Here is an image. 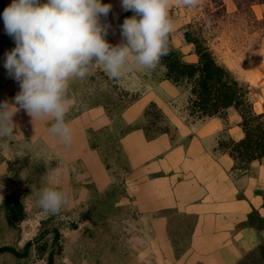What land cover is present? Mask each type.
<instances>
[{
    "label": "rangeland",
    "instance_id": "rangeland-1",
    "mask_svg": "<svg viewBox=\"0 0 264 264\" xmlns=\"http://www.w3.org/2000/svg\"><path fill=\"white\" fill-rule=\"evenodd\" d=\"M224 3L223 7L217 6L215 0H199L194 9L170 8L175 24L174 43L182 48L188 60H194L191 55L193 45L185 43L181 27L191 22L202 24L217 58L234 71L242 86L251 91L257 110L264 113V4H254L250 12L240 9L233 0H224ZM14 47V39L1 29L0 105L6 101L19 110L12 117L15 125L13 135L0 140V245H12L22 250L28 241L34 243L26 257L0 252V264H48L49 254L55 246L54 227L60 230L61 238L54 248L53 264H159L156 243L149 257H144L152 235L148 229L149 220L146 215L138 213L132 203L124 202L126 189L123 175L128 171L117 142L126 128L119 120V113L136 95L158 89L159 95L169 98L187 119L194 121L196 117L187 108L188 90L173 83V86H163V67L160 65L151 72L142 70L141 75L135 77V70L125 71L119 80L111 79L102 65H96L91 76L71 83L70 90L78 99L77 108L72 113L104 103L110 116L115 118L112 127L96 132L92 127L88 130L103 143V156L108 162L115 163L111 172L120 177L113 183L115 191L112 195L102 191H96L94 195L90 191L80 202L72 194L82 184L78 182L79 176L89 179L88 171L79 173L78 165L62 167L60 149L53 138H48L45 130L48 123L39 120L41 126L35 125L38 120L23 116L27 111L14 102L20 91V87H16L19 82L4 67L5 53ZM127 76L134 77V80L130 82ZM67 171L71 176L67 203L58 214L44 213L38 204V196L31 195L32 191L38 193L44 186L62 190L61 176ZM94 173L103 183L106 182L103 168H96ZM8 196L20 199L25 205L26 217L16 225L7 220L3 203ZM86 212L89 216L83 218Z\"/></svg>",
    "mask_w": 264,
    "mask_h": 264
},
{
    "label": "crops",
    "instance_id": "crops-1",
    "mask_svg": "<svg viewBox=\"0 0 264 264\" xmlns=\"http://www.w3.org/2000/svg\"><path fill=\"white\" fill-rule=\"evenodd\" d=\"M11 3L12 0H0V30L5 29L3 11ZM102 3L112 6L108 15L100 18L108 26L105 39L117 45L123 40L121 18L126 11L121 0H102ZM102 69L105 70L103 66ZM141 71L135 70L133 76L141 75ZM134 77L127 76L130 82ZM161 84L173 86L168 80ZM16 87L20 84L16 83ZM69 97L73 105L66 121L73 129V141L67 146L56 140L55 144L61 152L62 167L78 165L79 173L88 171L89 179L79 176L78 182L82 184L72 194L81 202L90 191L94 195L96 191L106 192L120 178L111 172L115 163L103 156V143L88 130L92 127L96 132L112 127L115 118L104 103L72 113L78 99L70 89ZM170 101L159 95L158 89H149L119 113V120L126 128L117 142L128 171L123 175L124 202L132 203L138 213L146 215L152 234L144 257H149L156 243L159 264H239L262 242L260 231L247 222L251 213L264 217V166L257 169V174L238 176L232 170L234 160L220 148L223 135L235 139L244 136L242 127L237 125L238 115L230 117L229 125L218 117L194 122ZM151 102L162 108L177 131L163 132L154 138L148 136L145 110ZM36 122L35 125L41 126L39 120ZM47 135L52 139L48 132ZM96 168L106 172V182L95 175ZM69 172L61 176L66 195H70Z\"/></svg>",
    "mask_w": 264,
    "mask_h": 264
},
{
    "label": "clouds",
    "instance_id": "clouds-1",
    "mask_svg": "<svg viewBox=\"0 0 264 264\" xmlns=\"http://www.w3.org/2000/svg\"><path fill=\"white\" fill-rule=\"evenodd\" d=\"M199 0H121L124 11L134 15L121 25L123 40L111 45L101 23L111 4L102 0H12L3 11L5 32L15 47L5 53L4 67L20 83L15 103L32 120L50 122L53 140L71 145L73 129L66 116L72 108L71 83L91 76L102 65L111 79L125 71H153L168 54L169 35L174 31L171 7L196 8ZM19 109L0 105V140L13 135L12 117ZM6 149V145H3ZM38 204L46 214H58L67 195L55 186H44Z\"/></svg>",
    "mask_w": 264,
    "mask_h": 264
},
{
    "label": "trees",
    "instance_id": "trees-1",
    "mask_svg": "<svg viewBox=\"0 0 264 264\" xmlns=\"http://www.w3.org/2000/svg\"><path fill=\"white\" fill-rule=\"evenodd\" d=\"M217 6H225L224 0H215ZM242 10L251 12L256 3L264 4V0H233ZM134 15L132 11H126L121 18V25L125 18ZM183 39L186 44L193 45L191 55L194 60H188L181 47L174 43V31L169 35L168 54L160 61L162 80L171 81L176 86L188 90L187 108L195 118L194 122L207 118L218 117L229 125V119L233 114L238 115L237 125L241 126L244 136L235 139L232 136H222L219 146L234 160L233 172L238 175L257 174L258 168L264 166V113L257 110L255 98L251 91L242 86L234 71L222 63L209 44V37L205 28L198 22H191L181 27ZM137 99V95L129 102ZM125 105L124 107L128 106ZM147 125L145 129L149 137L167 132L177 131V127L170 121L163 110H159L155 102H151L145 110ZM125 131H123L124 133ZM122 133V134H123ZM93 146H96L93 143ZM106 160V159H105ZM115 185L106 191L113 194ZM7 213V220L11 225L23 221L26 217L25 205L15 197H6L3 203ZM86 212L83 218H87ZM255 226L262 235L261 244L248 253L239 264H264V217L256 213L249 215L247 222ZM54 233L53 244L58 246L61 238L57 227L52 229ZM34 241H28L22 250L12 245H0V252H9L17 257L29 255ZM46 247L47 245L44 244ZM49 254L48 264L54 263L55 250ZM61 247H59V250Z\"/></svg>",
    "mask_w": 264,
    "mask_h": 264
}]
</instances>
